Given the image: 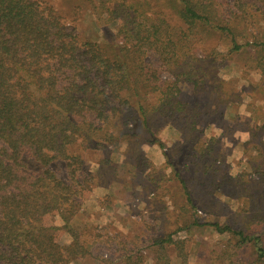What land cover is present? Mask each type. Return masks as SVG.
Instances as JSON below:
<instances>
[{
    "label": "trees",
    "instance_id": "16d2710c",
    "mask_svg": "<svg viewBox=\"0 0 264 264\" xmlns=\"http://www.w3.org/2000/svg\"><path fill=\"white\" fill-rule=\"evenodd\" d=\"M215 2L0 0V264H144L137 245L118 243L110 253L115 261L94 255L97 240H81L70 223L82 206L83 182L93 177L89 155L111 153L104 144L114 149L129 138L130 123L148 134L151 120L159 122L148 118L153 112L169 120L188 108L185 120L191 127L198 121L200 103L180 101L179 73L164 81L145 57L152 51L176 69L206 63L201 70L208 76L215 57L212 48L202 60L195 55L201 35H232L229 26L216 23ZM86 23L96 39L86 36ZM239 49L234 43L233 51ZM181 76L194 90L204 84L189 73ZM216 91L205 94V105L214 96L217 104ZM150 95L155 102H148ZM147 142L162 148L154 134ZM58 161L65 180L51 168ZM62 234L70 243L60 242ZM236 235L245 241L241 232ZM171 241L167 235L153 245ZM255 250L264 264V249Z\"/></svg>",
    "mask_w": 264,
    "mask_h": 264
},
{
    "label": "rangeland",
    "instance_id": "374dc122",
    "mask_svg": "<svg viewBox=\"0 0 264 264\" xmlns=\"http://www.w3.org/2000/svg\"><path fill=\"white\" fill-rule=\"evenodd\" d=\"M214 9L216 23L229 26L232 35H201L195 55L202 60L212 48L215 57L208 76L201 70L208 69L206 63L192 61L183 68L180 63L176 69L152 51L145 57L164 81L179 73L180 101L201 106L196 124L185 120L188 108L169 120L153 112L148 118L159 122L151 120L148 134L138 122L130 123L129 138L118 140L114 149L104 144L111 153L89 155L93 177L83 182L82 206L70 228L87 243L97 240L94 255L115 261L110 253L123 243L137 245L144 264H263L255 247L264 249V0H216ZM85 27L86 36L96 39L94 27ZM181 73L202 78L201 89L194 90ZM215 89L217 104L214 96L205 105L204 97ZM149 133L162 148L147 142ZM237 152L239 158H233ZM51 168L65 180L62 162ZM215 224L229 231L219 233ZM238 232L245 237L242 243ZM167 235L171 243L153 245ZM70 239L60 236L62 244Z\"/></svg>",
    "mask_w": 264,
    "mask_h": 264
},
{
    "label": "clouds",
    "instance_id": "9594fccd",
    "mask_svg": "<svg viewBox=\"0 0 264 264\" xmlns=\"http://www.w3.org/2000/svg\"><path fill=\"white\" fill-rule=\"evenodd\" d=\"M138 119H139V117H137ZM217 135L219 134V133H216ZM241 139L243 140V139H247V137L246 136H243V137H241ZM158 154V153H157ZM233 158H239V153L237 152V153H234V156H233ZM235 171H236V169H234V173H235ZM233 173V174H234Z\"/></svg>",
    "mask_w": 264,
    "mask_h": 264
}]
</instances>
